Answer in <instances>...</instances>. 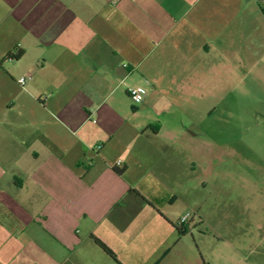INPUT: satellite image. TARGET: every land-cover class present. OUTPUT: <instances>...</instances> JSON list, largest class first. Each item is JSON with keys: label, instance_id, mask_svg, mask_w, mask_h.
<instances>
[{"label": "crops", "instance_id": "obj_1", "mask_svg": "<svg viewBox=\"0 0 264 264\" xmlns=\"http://www.w3.org/2000/svg\"><path fill=\"white\" fill-rule=\"evenodd\" d=\"M246 75L264 0H0V264H183L163 145Z\"/></svg>", "mask_w": 264, "mask_h": 264}, {"label": "rangeland", "instance_id": "obj_2", "mask_svg": "<svg viewBox=\"0 0 264 264\" xmlns=\"http://www.w3.org/2000/svg\"><path fill=\"white\" fill-rule=\"evenodd\" d=\"M256 83L246 75L228 103L207 116L197 107L185 123L194 135L165 140L176 164L172 211L194 214L179 243L189 252L183 264H264V83Z\"/></svg>", "mask_w": 264, "mask_h": 264}, {"label": "built area", "instance_id": "obj_3", "mask_svg": "<svg viewBox=\"0 0 264 264\" xmlns=\"http://www.w3.org/2000/svg\"><path fill=\"white\" fill-rule=\"evenodd\" d=\"M119 0H107L109 3H116ZM30 73H25L21 76L18 77L17 82L21 85H24L25 81L30 78ZM146 89L143 86L137 85V86H130L127 88V94L133 104H139L143 101V99L146 96ZM94 121V120H93ZM99 147V146H98ZM121 165V160H117L115 162V166H120ZM191 212H185L179 217V225L182 227L184 226L193 216Z\"/></svg>", "mask_w": 264, "mask_h": 264}, {"label": "trees", "instance_id": "obj_4", "mask_svg": "<svg viewBox=\"0 0 264 264\" xmlns=\"http://www.w3.org/2000/svg\"><path fill=\"white\" fill-rule=\"evenodd\" d=\"M9 56L16 58L19 56V54H9ZM122 170H118V172H121ZM180 233L184 234V230H181ZM93 241L107 254L109 255L114 261L118 262L115 253L100 239L91 236Z\"/></svg>", "mask_w": 264, "mask_h": 264}]
</instances>
